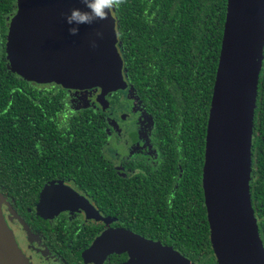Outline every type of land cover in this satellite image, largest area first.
<instances>
[{
	"label": "trees",
	"instance_id": "obj_1",
	"mask_svg": "<svg viewBox=\"0 0 264 264\" xmlns=\"http://www.w3.org/2000/svg\"><path fill=\"white\" fill-rule=\"evenodd\" d=\"M15 2L0 0V192L27 205L32 199L24 193L58 178L73 181L102 203L108 198L106 191L121 192L118 176L108 171L101 156L103 113L89 106L63 112L59 118L58 102L63 106L65 100L62 91L37 90L9 70L4 46ZM225 12L226 0H119L111 10L126 79L155 119L166 153L161 170L152 176L154 187L147 189L156 191L153 200L166 216L174 247L197 264L216 263L201 174ZM251 161V203L264 246V63ZM148 205L143 215L151 213ZM144 206L138 203V208ZM158 223L164 230V220Z\"/></svg>",
	"mask_w": 264,
	"mask_h": 264
},
{
	"label": "water",
	"instance_id": "obj_2",
	"mask_svg": "<svg viewBox=\"0 0 264 264\" xmlns=\"http://www.w3.org/2000/svg\"><path fill=\"white\" fill-rule=\"evenodd\" d=\"M71 8L84 9V4L82 0H16L4 46L7 67L27 82L53 83L66 90L99 89L96 102L107 110L106 96L127 87L115 19L110 11L106 19L80 25L78 33L71 35L64 20ZM96 31L103 33L102 38L94 36ZM91 39L96 40L95 48L90 47ZM263 46L264 0H226L201 174L209 240L217 264H264V246L250 196L253 120ZM56 186L43 188L38 210L45 208L49 194L58 192ZM67 189L73 194V205L86 207L79 199L89 205ZM3 203L7 204L0 192V264H31L5 222ZM132 240L150 250L148 261L139 264H195L171 247L167 252L143 238Z\"/></svg>",
	"mask_w": 264,
	"mask_h": 264
},
{
	"label": "flooded vegetation",
	"instance_id": "obj_3",
	"mask_svg": "<svg viewBox=\"0 0 264 264\" xmlns=\"http://www.w3.org/2000/svg\"><path fill=\"white\" fill-rule=\"evenodd\" d=\"M15 12L16 2L13 15ZM123 77L127 87L106 96L109 103L107 110H102L96 102L99 89L84 90V93L89 92L90 94L86 93L88 96L86 95L84 104L81 107L73 108L72 106L70 108L68 107V94L77 90H66L53 83L28 82L37 90L44 91L54 88L65 94L63 106L60 101L58 102L56 113L59 118L62 117L63 112L70 114L89 106H95L96 110L103 113L106 128L101 156L108 171L118 176V187L121 190L118 193L106 191L104 195L108 198L101 203L95 201V194L81 189L73 181L56 178L43 182L37 191L24 193L26 197L32 199L27 205H20L14 199L5 197L7 204L1 205V212L13 233L18 248L31 264H48L50 258H55L59 264H132L134 262L139 264L141 261H148L149 258L146 257L150 251L148 246L137 245V242L132 240L133 238H143L151 243L160 244L167 252L171 247L173 251L186 257L174 247L176 240L172 237L170 225L165 222L166 216H163V211L160 212L162 208H157L153 200L156 191L147 189V187H154L152 176L156 177L161 170L160 164L166 155L162 146L163 140L158 138L152 114L148 112L147 106L126 79L124 68ZM129 89L136 99L135 106L131 108L132 110L122 109L117 113V118L131 124L133 123L131 116L134 112L137 121L130 125L133 128L122 131L116 123H111L112 117L109 118L106 112L110 108L109 98L119 93L126 94ZM116 145L122 146L123 151L115 150ZM108 156L114 159L111 160ZM179 172L181 173V170ZM169 175H173L172 170L169 171ZM51 184L59 185L55 187L58 192L49 194L44 202L45 208L38 210L40 194L45 186ZM67 187L86 199L91 206L79 198V201L86 207L73 205L72 197H70L73 194ZM114 194L118 197L114 198ZM161 195L165 197L162 199L164 202L168 200L166 191ZM162 202H160L161 206ZM138 203L145 204V206L138 208ZM148 203L151 213L143 215ZM112 204H117V206H112ZM59 206L63 207L58 209ZM158 219L164 220L162 224L164 230H160L161 223H158ZM99 238H102L103 242L99 243ZM97 242L99 246L94 249L93 246L98 245ZM161 253L163 255L162 251Z\"/></svg>",
	"mask_w": 264,
	"mask_h": 264
},
{
	"label": "clouds",
	"instance_id": "obj_4",
	"mask_svg": "<svg viewBox=\"0 0 264 264\" xmlns=\"http://www.w3.org/2000/svg\"><path fill=\"white\" fill-rule=\"evenodd\" d=\"M84 9L71 8L68 13L64 14V20L68 27V32L71 35H76L80 25H92L97 21L107 18L109 12L118 7L119 0H82ZM94 36L102 38L103 33L96 31ZM90 47L95 48L96 40H90ZM48 264H59L55 258H50Z\"/></svg>",
	"mask_w": 264,
	"mask_h": 264
},
{
	"label": "rangeland",
	"instance_id": "obj_5",
	"mask_svg": "<svg viewBox=\"0 0 264 264\" xmlns=\"http://www.w3.org/2000/svg\"><path fill=\"white\" fill-rule=\"evenodd\" d=\"M86 93L87 92L84 93V91L83 92H81V91L77 92L76 91V92L69 93L68 94V96H69L68 107H70V108L72 106H73V108L77 107V106L81 107L84 104V100L87 98L86 95L87 94L90 95L89 92L87 94ZM89 98H90V96H89ZM109 99H110V108L106 112V114H107V116H109V118H110V116L112 117L111 123H116L117 126L122 131L133 128V126H130V125L133 124L135 121H137V116H136V114L134 112H132L133 115L131 117H132L133 123H131V124L127 123L126 121L123 122V121H121V120H119L117 118V113L122 111V109L132 110L131 108L135 106L136 99L133 96L131 89H129L126 94H124V93L115 94L114 96H111ZM92 108L94 109L95 106H92ZM117 131H119V130H117ZM117 149L120 152L123 151V147L122 146L116 145L115 146V150H117ZM108 157L111 160L114 159L112 156H108Z\"/></svg>",
	"mask_w": 264,
	"mask_h": 264
},
{
	"label": "built area",
	"instance_id": "obj_6",
	"mask_svg": "<svg viewBox=\"0 0 264 264\" xmlns=\"http://www.w3.org/2000/svg\"><path fill=\"white\" fill-rule=\"evenodd\" d=\"M264 47V46H263Z\"/></svg>",
	"mask_w": 264,
	"mask_h": 264
}]
</instances>
